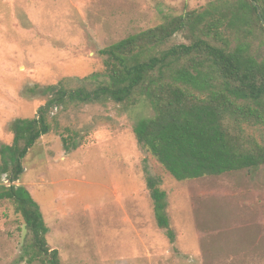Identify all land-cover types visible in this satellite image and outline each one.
<instances>
[{
	"label": "rangeland",
	"instance_id": "1",
	"mask_svg": "<svg viewBox=\"0 0 264 264\" xmlns=\"http://www.w3.org/2000/svg\"><path fill=\"white\" fill-rule=\"evenodd\" d=\"M213 1L0 0V145H11L14 121L46 104V88L106 83L100 50ZM181 43L178 34L168 46ZM52 110L51 131L28 150L15 185L38 204L61 264H264V166L177 182L134 137L135 123L154 115L148 101ZM246 134L262 143V130ZM67 137L75 150L64 149ZM147 176L166 193L173 243L157 227ZM25 236L1 201L0 264H26Z\"/></svg>",
	"mask_w": 264,
	"mask_h": 264
},
{
	"label": "trees",
	"instance_id": "2",
	"mask_svg": "<svg viewBox=\"0 0 264 264\" xmlns=\"http://www.w3.org/2000/svg\"><path fill=\"white\" fill-rule=\"evenodd\" d=\"M253 3L264 21V0H215L130 35L99 51L106 83L90 91L48 87L42 93L50 99L36 116L13 122L11 145H0V175L9 183L0 186V202H11L22 218L26 264H61L38 204L15 185L28 150L51 131L52 109L111 102L128 110L148 101L154 115L135 123L134 137L177 182L264 166V25ZM178 34L187 43L168 46ZM246 128L262 130V143ZM74 141L62 140L67 152ZM146 186L157 227L173 243L166 193L149 176Z\"/></svg>",
	"mask_w": 264,
	"mask_h": 264
},
{
	"label": "water",
	"instance_id": "3",
	"mask_svg": "<svg viewBox=\"0 0 264 264\" xmlns=\"http://www.w3.org/2000/svg\"><path fill=\"white\" fill-rule=\"evenodd\" d=\"M253 5H254V7H255L256 10H257V14H258V16L260 17V21H261V23L264 25V21H263L262 18H261L260 11H259L257 5H256L255 3H253Z\"/></svg>",
	"mask_w": 264,
	"mask_h": 264
}]
</instances>
